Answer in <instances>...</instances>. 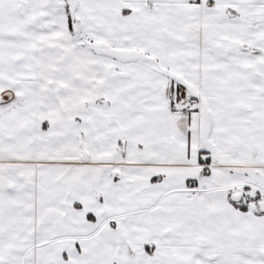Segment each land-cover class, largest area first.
<instances>
[{"label": "snow or ice", "instance_id": "6c2138e0", "mask_svg": "<svg viewBox=\"0 0 264 264\" xmlns=\"http://www.w3.org/2000/svg\"><path fill=\"white\" fill-rule=\"evenodd\" d=\"M0 264H264V0H0Z\"/></svg>", "mask_w": 264, "mask_h": 264}]
</instances>
